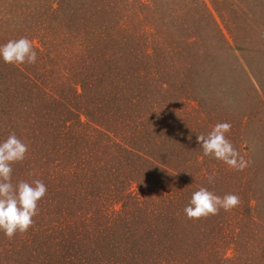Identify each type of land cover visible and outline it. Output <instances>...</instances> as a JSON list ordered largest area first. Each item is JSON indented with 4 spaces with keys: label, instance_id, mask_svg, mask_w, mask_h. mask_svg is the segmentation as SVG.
<instances>
[{
    "label": "rangeland",
    "instance_id": "rangeland-1",
    "mask_svg": "<svg viewBox=\"0 0 264 264\" xmlns=\"http://www.w3.org/2000/svg\"><path fill=\"white\" fill-rule=\"evenodd\" d=\"M60 1L0 0V45L37 51L0 58V142L28 145L12 183L57 188L26 233L0 232V264L72 250L88 264H264V0ZM218 122L245 170L203 157L197 135ZM200 187L240 204L189 220Z\"/></svg>",
    "mask_w": 264,
    "mask_h": 264
},
{
    "label": "clouds",
    "instance_id": "clouds-1",
    "mask_svg": "<svg viewBox=\"0 0 264 264\" xmlns=\"http://www.w3.org/2000/svg\"><path fill=\"white\" fill-rule=\"evenodd\" d=\"M0 58L12 66L35 64V42L23 37L9 40L0 45ZM230 131V123L218 122L206 135H197V142L202 148L203 157H212L229 169L243 171L249 162L227 139ZM27 152L28 145L17 138L15 133L0 142V232L9 240L17 233H26L33 226L34 217L38 215V203L47 193L46 185L39 179L32 183H12V165L23 162ZM208 179L212 183L213 178L210 176ZM239 204L240 198L237 195L229 194L221 198L207 188L200 187L192 194L184 213L189 220H199L218 215L221 209L230 212Z\"/></svg>",
    "mask_w": 264,
    "mask_h": 264
},
{
    "label": "trees",
    "instance_id": "trees-1",
    "mask_svg": "<svg viewBox=\"0 0 264 264\" xmlns=\"http://www.w3.org/2000/svg\"><path fill=\"white\" fill-rule=\"evenodd\" d=\"M63 3H64V0H61L60 3H58V4L61 5ZM63 129H67V126L64 125ZM61 142L64 143V138L63 137H62ZM64 145L66 146L67 144L64 143ZM63 148H64V146H63ZM51 152H53V151H51ZM139 152L140 151L138 149L134 148V147L131 148V147H127V146H121V150L118 153L119 154L121 153V156H124L125 153H131L133 155H136V154H139ZM46 153H47V151L43 153V155L45 157L47 155ZM74 158H75V156H74ZM87 159H88L87 155L86 156H83L82 158H80L79 163L82 162V161L85 162V160H87ZM76 162L77 161H73L72 163L75 165ZM105 162L106 161H104V159L103 160H100V161H96V164H97L96 165V168L97 169H93V170L102 169L106 165ZM70 166H72V165H70ZM52 177L53 176L48 177L47 180L45 179V182H46L45 185L47 187V193H46L45 197H48L49 194L55 195L54 192H53V190H55L57 188L50 187V185L48 184L50 181H55L54 179H52ZM86 179H87V183H86L87 186L88 185H93L95 183V181L98 180L97 179V176H96V174L94 172L91 175H89V177H86ZM39 203L41 205V204L44 203V201H40ZM53 204H55V203H53ZM42 211H44L47 214H50L49 211L46 209V206L42 208ZM38 215H39V213H38ZM43 216L48 217V215H46V214L43 215ZM60 224H61V233L67 232V230H65V228H67V227H65L64 222L63 223H60ZM45 226H48V225H45ZM36 231H37V229H36ZM49 232H50V230L48 228H45L43 234L44 235H47V234H49ZM48 241H50V240H47V244H48ZM27 242H28V240H27ZM75 253H79V254L76 255ZM123 254H125V253H123ZM125 256L128 259L131 255L125 254ZM89 262H90V260H89V255H88L87 252H84V251H81V250H79V251L72 250L71 252H69V251H61L58 254H56L54 256H51V257L45 255V256H43V258L41 259V261L39 262V264H88ZM126 263H129V262H126ZM36 264H37V261H36Z\"/></svg>",
    "mask_w": 264,
    "mask_h": 264
}]
</instances>
